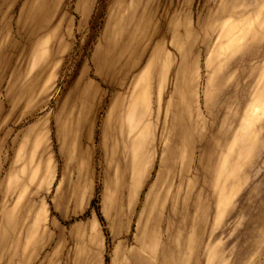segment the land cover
Here are the masks:
<instances>
[{
    "label": "rangeland",
    "instance_id": "rangeland-1",
    "mask_svg": "<svg viewBox=\"0 0 264 264\" xmlns=\"http://www.w3.org/2000/svg\"><path fill=\"white\" fill-rule=\"evenodd\" d=\"M264 264V0H0V264Z\"/></svg>",
    "mask_w": 264,
    "mask_h": 264
},
{
    "label": "crops",
    "instance_id": "crops-1",
    "mask_svg": "<svg viewBox=\"0 0 264 264\" xmlns=\"http://www.w3.org/2000/svg\"><path fill=\"white\" fill-rule=\"evenodd\" d=\"M13 263H14V261H13V260H11L10 264H13Z\"/></svg>",
    "mask_w": 264,
    "mask_h": 264
}]
</instances>
